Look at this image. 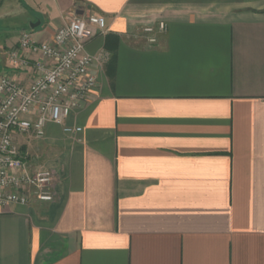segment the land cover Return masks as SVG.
I'll use <instances>...</instances> for the list:
<instances>
[{
  "label": "crops",
  "instance_id": "crops-1",
  "mask_svg": "<svg viewBox=\"0 0 264 264\" xmlns=\"http://www.w3.org/2000/svg\"><path fill=\"white\" fill-rule=\"evenodd\" d=\"M88 14L96 87L17 139L53 200L0 207V264H264V0H0V75Z\"/></svg>",
  "mask_w": 264,
  "mask_h": 264
},
{
  "label": "built area",
  "instance_id": "built-area-1",
  "mask_svg": "<svg viewBox=\"0 0 264 264\" xmlns=\"http://www.w3.org/2000/svg\"><path fill=\"white\" fill-rule=\"evenodd\" d=\"M105 24L97 14L75 16L41 43L33 40L29 30L20 33L10 59L21 68H31L34 76L24 84L0 75V207L52 202L50 171L34 169L17 139H42L49 124L61 126L65 133L80 132L64 123L96 87L94 59L84 52V44L92 29L101 33ZM158 28L164 31V23ZM143 32L150 34L153 29L146 27ZM24 53L39 55L43 61L29 65Z\"/></svg>",
  "mask_w": 264,
  "mask_h": 264
},
{
  "label": "water",
  "instance_id": "water-1",
  "mask_svg": "<svg viewBox=\"0 0 264 264\" xmlns=\"http://www.w3.org/2000/svg\"><path fill=\"white\" fill-rule=\"evenodd\" d=\"M38 26V23H36V24H31L30 25V29H34V28H36Z\"/></svg>",
  "mask_w": 264,
  "mask_h": 264
}]
</instances>
